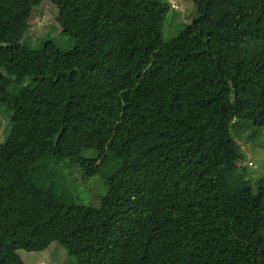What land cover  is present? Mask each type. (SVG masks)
<instances>
[{"label": "trees", "instance_id": "trees-1", "mask_svg": "<svg viewBox=\"0 0 264 264\" xmlns=\"http://www.w3.org/2000/svg\"><path fill=\"white\" fill-rule=\"evenodd\" d=\"M43 1L71 48L25 44ZM191 2L165 40L168 0H0V264L53 242L76 264H264V176L233 170L264 128V0Z\"/></svg>", "mask_w": 264, "mask_h": 264}, {"label": "rangeland", "instance_id": "rangeland-1", "mask_svg": "<svg viewBox=\"0 0 264 264\" xmlns=\"http://www.w3.org/2000/svg\"><path fill=\"white\" fill-rule=\"evenodd\" d=\"M168 1L171 4V9L166 14L162 26V36L165 40L178 36L190 25L196 14L191 0ZM56 17L55 6L47 1L34 7L29 17L20 22L18 27L21 36L24 37L25 44L35 48L41 47L45 40H53L63 50L71 48L72 42L63 38L59 32ZM10 130V118L8 119L4 112H0V142L5 140L4 137L9 135ZM254 133L255 137L252 141L251 139L246 140V138L238 140L245 153V160L233 167L234 171L244 170L246 178L250 180L264 176V128L257 127L254 129ZM98 189L99 187L80 184L74 191L83 202H91L95 205L100 201ZM17 254L26 264H76L64 247L57 242L51 243L43 251L26 252L20 249L17 250Z\"/></svg>", "mask_w": 264, "mask_h": 264}]
</instances>
